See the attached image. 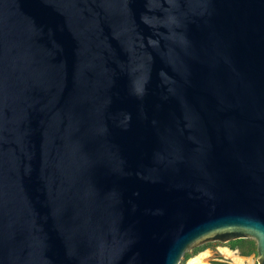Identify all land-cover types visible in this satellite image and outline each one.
<instances>
[{"label": "water", "instance_id": "water-1", "mask_svg": "<svg viewBox=\"0 0 264 264\" xmlns=\"http://www.w3.org/2000/svg\"><path fill=\"white\" fill-rule=\"evenodd\" d=\"M264 264V0H0V264Z\"/></svg>", "mask_w": 264, "mask_h": 264}, {"label": "rangeland", "instance_id": "rangeland-1", "mask_svg": "<svg viewBox=\"0 0 264 264\" xmlns=\"http://www.w3.org/2000/svg\"><path fill=\"white\" fill-rule=\"evenodd\" d=\"M252 241H254V240H252ZM232 242L225 243V244L220 243V242L209 243V244L204 245V246H202V247H200V248H198V249H196V250H194L188 254L191 256L190 259H192V258L198 256L199 254H201L202 252L209 251V252H211V254L208 258L210 264H234V262L231 259L227 258L222 252V249H224V248H229L230 250H232L231 249ZM256 246H257V244H256ZM202 249H204V250L201 251ZM199 251H201V252H199ZM232 251H234L238 256L245 258V262L243 264H258V262H257V249H256L255 253H252V254L247 255V256H243L241 254L242 248H240V247H238ZM188 254H186V255H188ZM190 259H186V257H184L181 264H187Z\"/></svg>", "mask_w": 264, "mask_h": 264}, {"label": "bare ground", "instance_id": "bare-ground-1", "mask_svg": "<svg viewBox=\"0 0 264 264\" xmlns=\"http://www.w3.org/2000/svg\"><path fill=\"white\" fill-rule=\"evenodd\" d=\"M223 254L231 259L234 264H243L245 262V258L238 256L234 251L230 250L229 248L222 249ZM211 252L205 251L199 254L198 256L190 259L187 264H210L209 263V256Z\"/></svg>", "mask_w": 264, "mask_h": 264}, {"label": "trees", "instance_id": "trees-1", "mask_svg": "<svg viewBox=\"0 0 264 264\" xmlns=\"http://www.w3.org/2000/svg\"><path fill=\"white\" fill-rule=\"evenodd\" d=\"M242 248V252L241 254L243 256H247V255H250L252 253H255L256 252V249H257V246H256V243L252 240H237V241H233L232 242V245H231V249L232 250H235L236 248ZM204 249H202L201 251H203ZM199 251V252H201ZM186 259H190L191 256L188 254L185 256Z\"/></svg>", "mask_w": 264, "mask_h": 264}]
</instances>
